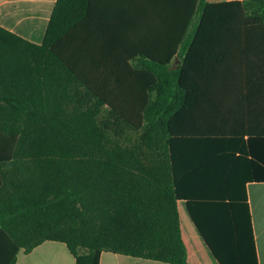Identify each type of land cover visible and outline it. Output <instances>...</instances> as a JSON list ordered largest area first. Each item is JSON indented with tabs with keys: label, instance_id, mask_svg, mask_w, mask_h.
Listing matches in <instances>:
<instances>
[{
	"label": "trees",
	"instance_id": "16d2710c",
	"mask_svg": "<svg viewBox=\"0 0 264 264\" xmlns=\"http://www.w3.org/2000/svg\"><path fill=\"white\" fill-rule=\"evenodd\" d=\"M118 6L55 0L40 43L0 25V264L45 240L75 264H187L179 199L219 264H257L245 184L264 181V133L199 96L211 37L264 34V0Z\"/></svg>",
	"mask_w": 264,
	"mask_h": 264
},
{
	"label": "crops",
	"instance_id": "0c3cea01",
	"mask_svg": "<svg viewBox=\"0 0 264 264\" xmlns=\"http://www.w3.org/2000/svg\"><path fill=\"white\" fill-rule=\"evenodd\" d=\"M120 1L95 0V6L115 9L119 7ZM137 1L129 0L134 6ZM206 1L216 3L229 0ZM54 3L55 0H0V25L23 38L40 43ZM211 39L214 42L211 45L208 43L210 48L206 51L209 55L217 56V59H211V63L218 67L219 79L201 84L200 88L203 90L199 96L200 111L212 119L247 121L246 125L250 121L252 126L249 130L264 133V34L237 33L234 36L233 33H220ZM237 46L242 49H235ZM249 133L254 134L244 132V137ZM245 188L257 264H264V181H248ZM177 210L187 264H219L191 221L184 200H177ZM58 243L45 240L30 252L22 251L30 254L37 249H48L55 253L50 259H16L15 264H75L74 257L65 244L60 242L64 244L66 251ZM98 264L168 263L102 251Z\"/></svg>",
	"mask_w": 264,
	"mask_h": 264
},
{
	"label": "rangeland",
	"instance_id": "374dc122",
	"mask_svg": "<svg viewBox=\"0 0 264 264\" xmlns=\"http://www.w3.org/2000/svg\"><path fill=\"white\" fill-rule=\"evenodd\" d=\"M57 245H60L59 247H62V249H65L66 251V248L63 243L59 242ZM54 256L55 253H51V251H49L48 249L42 248V249L34 250L30 254H24L22 251H20L17 259H50V257H54Z\"/></svg>",
	"mask_w": 264,
	"mask_h": 264
}]
</instances>
